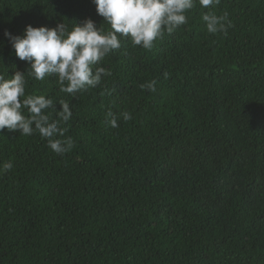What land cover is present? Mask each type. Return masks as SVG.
<instances>
[{"label":"trees","instance_id":"1","mask_svg":"<svg viewBox=\"0 0 264 264\" xmlns=\"http://www.w3.org/2000/svg\"><path fill=\"white\" fill-rule=\"evenodd\" d=\"M211 10L228 13L227 35L207 32L197 2L150 50L122 38L95 88L26 77V95L53 99L50 120L69 103L74 148L0 134V166L13 163L0 172V264H264V0ZM87 18L111 30L92 0H0V75L28 67L5 30Z\"/></svg>","mask_w":264,"mask_h":264},{"label":"clouds","instance_id":"2","mask_svg":"<svg viewBox=\"0 0 264 264\" xmlns=\"http://www.w3.org/2000/svg\"><path fill=\"white\" fill-rule=\"evenodd\" d=\"M197 2L202 9H208L201 16L207 32L227 35L232 27L228 13L217 15L211 10L221 0H92L97 15L110 25L111 30L98 27L92 18L77 23L71 31L64 22L55 27L28 24L23 35L5 30L4 36L16 58L26 62L28 67L26 72L16 70L11 79L0 75V134L5 129L23 136L38 132L54 153L65 155L72 151L74 140L65 137L66 129L60 127L61 122L66 123L72 117L69 103L60 101L58 119L50 120L46 110L53 107V99L44 95H26V77L44 80L55 75L60 91L67 94L95 88L104 76L111 73L104 67H95L94 70V66L111 51L120 49L122 38L130 39L133 46L150 50L165 32L172 34L187 24V13ZM167 75L165 73V77ZM156 85L157 81L151 80L140 87L154 93ZM121 115L125 122L133 118L127 111ZM106 122L113 128L119 127L118 117L112 111L106 113ZM58 136L65 138L59 139ZM12 168V162H5L0 166V172Z\"/></svg>","mask_w":264,"mask_h":264}]
</instances>
